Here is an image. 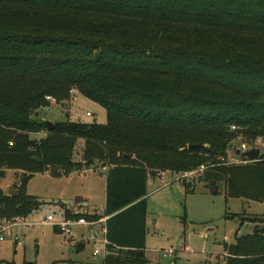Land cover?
Wrapping results in <instances>:
<instances>
[{
  "label": "trees",
  "instance_id": "obj_1",
  "mask_svg": "<svg viewBox=\"0 0 264 264\" xmlns=\"http://www.w3.org/2000/svg\"><path fill=\"white\" fill-rule=\"evenodd\" d=\"M72 91L101 106L106 124L48 131L36 120L46 97L60 104ZM258 137L264 0H0V183L6 171L20 173L12 194L0 189V218L36 213L43 203L26 193L28 182L47 169L72 171L81 140L85 164L107 167L105 205L100 215L66 217L104 219L101 264H147L151 173L206 165L201 178L222 183L227 197L264 202V151L225 165L235 141ZM224 264H264V228L226 246Z\"/></svg>",
  "mask_w": 264,
  "mask_h": 264
},
{
  "label": "rangeland",
  "instance_id": "obj_2",
  "mask_svg": "<svg viewBox=\"0 0 264 264\" xmlns=\"http://www.w3.org/2000/svg\"><path fill=\"white\" fill-rule=\"evenodd\" d=\"M36 120L85 125H105L107 121L106 111L77 91L71 92L69 100L60 104L53 102L48 108L41 109ZM45 136V132H40L31 138L38 142ZM238 145L239 140L232 147L238 148ZM83 150V141H77L72 155V171L65 172L64 168L56 167L51 173L47 169L28 182L26 193L43 205L27 219L13 221L16 226L11 227L4 241L0 242V264H21L24 261L101 264L105 252L92 255L95 245L86 241L87 230H74L76 242L84 236V247L78 250L68 237L53 227L66 210L81 215L102 213L100 207L105 202L107 167L97 161L87 166ZM7 172L0 189L10 195L19 185L20 173ZM202 176L203 173H199L184 180L179 174L164 172L161 177L149 179L146 188L147 264H224L226 246L233 245L237 238L252 234L256 226L264 228V202L229 198L222 183L215 184L217 194L213 195ZM184 184H190L192 192L186 191ZM76 197L85 201L75 206ZM48 215L54 217V222H45ZM168 253L169 256H162Z\"/></svg>",
  "mask_w": 264,
  "mask_h": 264
},
{
  "label": "built area",
  "instance_id": "obj_3",
  "mask_svg": "<svg viewBox=\"0 0 264 264\" xmlns=\"http://www.w3.org/2000/svg\"><path fill=\"white\" fill-rule=\"evenodd\" d=\"M46 101L50 104L55 102L53 98L46 97ZM89 116V114H87ZM232 131L235 130L234 127L231 128ZM251 150H258L259 155L261 156L264 151V138H256L251 143H243L239 142L238 148H230L228 151V155L226 156L225 165H240L245 164L246 161L242 160L241 155H244V153L251 151ZM238 153L237 155L235 153ZM259 156V157H260ZM247 159V158H246ZM249 160V159H248ZM221 161H224L221 159ZM251 161V160H249ZM208 167L206 165H202L198 167L197 169L186 172L183 174H179V177L181 179L189 180V178L195 174L204 173ZM164 172H160L157 174V176H162ZM20 220L19 218H13V219H6V218H0V242L4 241L6 235L10 231L11 227L16 226V224H13V221ZM46 223L54 222V217L52 215L46 216L45 219ZM104 219H98V220H87L85 218H62L60 217L59 222H54L53 227L57 228V230L63 234L65 237H68L69 239L73 238V233L76 228H85L89 231V234L86 236V241L91 242L95 245V249L93 250V256H99L103 255L105 252V248L107 246V241L105 239V228H104ZM168 254H163L162 256L165 257Z\"/></svg>",
  "mask_w": 264,
  "mask_h": 264
},
{
  "label": "water",
  "instance_id": "obj_4",
  "mask_svg": "<svg viewBox=\"0 0 264 264\" xmlns=\"http://www.w3.org/2000/svg\"><path fill=\"white\" fill-rule=\"evenodd\" d=\"M54 126H55V124L54 123H52V122H49V121H47L46 122V129L49 131V130H51V129H53L54 128ZM191 148H193L192 146L190 147V149ZM236 155L238 154L237 152L235 153ZM244 156L247 158V159H249V160H251V161H256L258 158H259V151L258 150H251V151H248V152H246V153H244ZM151 177H155L156 176V174L153 172V173H151V175H150ZM209 188H210V193L211 194H213V195H215V194H217V190L215 189V182L214 181H210L209 183ZM82 202H84V200L82 199V198H80V197H76L75 199H74V202H73V205H80V204H82ZM77 247L78 248H82V244L81 243H79L78 245H77Z\"/></svg>",
  "mask_w": 264,
  "mask_h": 264
},
{
  "label": "crops",
  "instance_id": "obj_5",
  "mask_svg": "<svg viewBox=\"0 0 264 264\" xmlns=\"http://www.w3.org/2000/svg\"><path fill=\"white\" fill-rule=\"evenodd\" d=\"M8 172H11V171H8ZM7 172V173H8ZM107 174V173H106ZM106 174H105V176H106ZM156 177V176H155ZM150 178H152L151 176L149 177V179ZM149 179L147 180V184H148V181H149ZM85 201V200H84ZM104 205H105V202L103 203V205L100 207V210H101V212L103 211V209H104ZM88 214V213H87ZM90 215H99V213H97V212H94V213H92V214H90ZM61 217L62 218H67L66 217V215H65V212H62V214H61ZM147 222V221H146ZM104 225V224H103ZM81 228V227H80ZM83 229H85V228H83ZM86 230V229H85ZM55 231V230H54ZM88 231V230H87ZM89 232V231H88ZM83 238H84V236H82V240L80 241V242H76L73 238L72 239H70V241H71V245L73 246V247H75V246H77L79 243H81V244H83L82 242H83ZM83 247H84V245H83ZM77 249L78 250H81V248H78L77 247Z\"/></svg>",
  "mask_w": 264,
  "mask_h": 264
}]
</instances>
